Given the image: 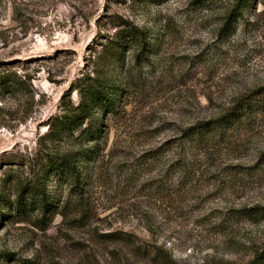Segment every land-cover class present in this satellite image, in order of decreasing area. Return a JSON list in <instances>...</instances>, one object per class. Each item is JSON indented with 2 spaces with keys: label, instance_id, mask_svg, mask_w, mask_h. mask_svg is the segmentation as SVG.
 <instances>
[{
  "label": "rangeland",
  "instance_id": "1",
  "mask_svg": "<svg viewBox=\"0 0 264 264\" xmlns=\"http://www.w3.org/2000/svg\"><path fill=\"white\" fill-rule=\"evenodd\" d=\"M228 0H0V264H249L264 247V111L205 143L182 131L264 89V0L220 34ZM128 21L147 50L110 48ZM120 88L78 186L50 159L94 146L48 140L79 80ZM48 156V158H47ZM52 204L17 215L21 187Z\"/></svg>",
  "mask_w": 264,
  "mask_h": 264
},
{
  "label": "trees",
  "instance_id": "2",
  "mask_svg": "<svg viewBox=\"0 0 264 264\" xmlns=\"http://www.w3.org/2000/svg\"><path fill=\"white\" fill-rule=\"evenodd\" d=\"M230 1V10L226 16L225 22L220 29V34L230 32L237 21L242 17L243 12L249 0H228ZM124 29L119 32L118 42H114L110 48L112 60L121 61L127 44H136L144 53L148 46V34L134 24L124 21ZM80 84L75 87L78 91L80 100L77 104L68 102L64 106L65 113L61 116L50 118L48 140H59L64 137L72 138L78 133L76 138L82 141L94 143L78 155L56 156L49 160V173L56 176L59 174L70 178L78 186L81 181L83 168L80 162H88L99 155L95 145L101 141L105 133V120L99 118L104 113H116L117 99L120 96V88L116 84H109L108 81L101 78L89 79L87 81L79 80ZM20 82L10 79L9 76L0 77V88L18 89ZM256 110L264 111V89H261L255 96L244 97L240 99L230 111L219 116L216 119L201 120L182 131L186 139L198 143H205L222 135L226 129L232 128L234 124L250 117ZM48 158V156H47ZM30 208H35L48 215L52 209L48 195L44 190L42 182L27 183L21 187L16 200V214L23 215ZM255 217H264L263 208H252L246 213ZM249 264H264V247L255 255Z\"/></svg>",
  "mask_w": 264,
  "mask_h": 264
}]
</instances>
